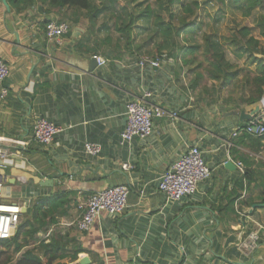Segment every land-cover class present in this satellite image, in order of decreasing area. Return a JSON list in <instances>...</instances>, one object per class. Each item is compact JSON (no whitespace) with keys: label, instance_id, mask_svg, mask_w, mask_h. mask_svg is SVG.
I'll return each instance as SVG.
<instances>
[{"label":"crops","instance_id":"crops-1","mask_svg":"<svg viewBox=\"0 0 264 264\" xmlns=\"http://www.w3.org/2000/svg\"><path fill=\"white\" fill-rule=\"evenodd\" d=\"M4 1L8 9L0 0V59L9 71L0 85L7 90L5 95L0 90V136L14 143L0 156L6 166L0 171L3 192L9 201L27 203L22 213H28L37 198L62 197L57 210L50 212L47 233H38L39 238L60 237L66 254L60 262L76 264L86 257L84 264H264V232L251 252L239 245L257 225L264 227V148L251 145L254 136L247 133L232 136L249 120L241 112L249 115L258 106L255 116L261 99L248 105L239 95L222 97L224 89L218 95L213 80H208L209 88L202 81L192 87L195 75L182 63L176 68L174 58L153 72L136 62L146 53L102 52L106 56L99 50L108 63L89 70L92 48L88 41L79 46L87 34L79 36L75 26L82 17L72 21L73 11H58L39 1ZM189 1L194 0H175L174 13ZM196 1L200 7L209 2ZM199 9L193 20L186 19L192 23L181 32L184 37L194 19L201 22ZM62 13L69 16V32L61 44L49 42L44 24L57 21ZM232 61L250 75L258 71L255 63L249 67L248 62ZM240 75L237 84L243 83ZM144 90L154 91L149 100L175 110L177 117L153 118L145 141L121 142L127 103L139 100ZM38 115L62 128L47 148L32 138ZM15 140L27 143L21 147ZM86 143L98 145L100 151L86 152ZM192 144H199L210 176L193 196L167 203L157 188L158 178ZM227 161L235 167H226ZM122 163L132 167L124 170ZM245 170L251 172L250 183L245 182ZM117 184L129 187L126 208L115 216L103 212L87 231H79L77 205ZM16 244L23 245L19 251ZM29 250L42 258L34 240H1L0 264H16Z\"/></svg>","mask_w":264,"mask_h":264},{"label":"trees","instance_id":"trees-1","mask_svg":"<svg viewBox=\"0 0 264 264\" xmlns=\"http://www.w3.org/2000/svg\"><path fill=\"white\" fill-rule=\"evenodd\" d=\"M33 1L47 4L52 9L58 11L60 9L73 11V15L70 18L72 21H77L81 17H87L90 25L95 26L99 20H103L100 28L104 30L106 35L102 42L109 44L112 40L116 41V44L110 47L111 49L107 50L109 54L122 56L124 51H129L136 56L145 53L147 56L151 57L163 56L166 61L168 58H174L176 68H179L182 63L191 77L195 75L192 87L201 83L205 73L208 80H213L214 83H211L212 89L217 91L218 95L223 89L229 86L238 87L239 85L242 94L241 100L248 105L258 103L264 94V60L255 56V53L264 55V45L258 48L260 40L251 33L250 27H240L237 32L233 33L231 36V44L237 46L234 52L235 59L245 57V60H249V64L255 63L259 66L257 69L258 71L252 75H250L249 71L245 72V69L238 67V64H235L226 57L223 43H221L216 36L203 33V41L200 43L191 42L193 39L190 36L180 37L181 32L192 23L186 19L195 15L196 11L200 8L196 0L187 3H184V1L181 3L179 6L180 13L178 15L173 11L175 0H167L168 6L163 9L161 7H158V9L150 8L148 5L140 12V17L144 19L143 27L140 30L147 31L149 34L152 32L157 37V43L155 44L154 42L156 50L153 52L155 54L151 53L149 44L135 42L133 25L136 23V18L128 14V6L125 7L122 12H117L115 7L117 3L116 0H109V5H105V0H19L18 2L27 5L33 3ZM138 1L139 0H129L128 4H135L136 7H139L142 5V2ZM220 1L223 2V0ZM228 2L231 7H237L239 3L241 6L245 5L247 10L243 11V13L247 15L256 6L263 4L264 0H228ZM158 6H160V4H158ZM162 12L166 13V19L162 16ZM110 16H112V18H110ZM68 17L69 16L65 13H62L61 18L57 21L65 22ZM110 24H112V26H110ZM111 27L114 28L115 33H118L115 38L109 34ZM253 27L258 28L259 35L264 39L263 14H259L255 18ZM100 28H97L96 32L100 31ZM92 31L93 30L90 29V35L80 40V47L85 45L83 41L89 42L90 37L96 36L97 33L95 34V32ZM146 38L150 39L152 37H143L142 40ZM122 41H124V46L119 44ZM90 48H92V55H98L96 53L99 51L98 48ZM102 52L104 51H101V53ZM198 52L202 57L201 60L195 58ZM106 53L102 54L108 56ZM241 73H243V83L236 84ZM263 142L264 136L249 138V143H251V145H257L256 147L260 149L264 148ZM251 178V172L245 170V182L250 183ZM62 200V197L54 201H51L50 198H37L31 206L30 211L21 214L19 223L11 232L8 239H10L12 243H15L18 239L34 240L38 248L42 251V258H39L32 250H29L23 253L16 264H68L60 262L61 259L66 257V254L63 252L64 244H62L59 236H50V234H46L44 238L38 237V233L40 232L47 233L48 230L46 225H48V219L51 217L50 212L57 210V206L62 203ZM25 227L29 228L28 232L24 230ZM22 246L23 245L16 244L14 249L19 251ZM74 257L75 255L71 256L70 260Z\"/></svg>","mask_w":264,"mask_h":264},{"label":"built area","instance_id":"built-area-1","mask_svg":"<svg viewBox=\"0 0 264 264\" xmlns=\"http://www.w3.org/2000/svg\"><path fill=\"white\" fill-rule=\"evenodd\" d=\"M46 38L49 42L61 44L64 36L69 32L67 22L48 20L44 24ZM96 60V66L104 67L108 60L100 55H92ZM140 66H148L153 72L159 71L165 58L141 56L136 59ZM8 66L0 59V85L8 76ZM1 94L5 95L7 90L1 87ZM154 91L144 90L139 100L130 101L126 106V121L120 133L121 142L131 141L138 138L145 141L152 130L153 118L166 116L168 119H175L177 112L166 111L161 106L151 102ZM61 127L55 125L43 116H36L32 124V138L38 146L48 147L54 141L55 135L61 131ZM244 132L252 136H264V98L260 100V110L251 117L244 126L237 128L232 133L236 136L237 132ZM15 140V143L23 147L27 142ZM9 143H14L11 138L0 136V156L7 154ZM86 152L97 154L100 151L98 145L86 143ZM203 152L199 144L190 145L178 158L172 161L166 170L159 176L157 188L164 195L167 203L177 202L184 198L193 196L198 184L210 176V168L205 163ZM240 165V163H238ZM5 164L0 162V171L5 168ZM132 165L122 163L121 168L127 170ZM3 180L0 176V239H8L11 232L16 228L22 214V204L6 199L3 192ZM129 187L125 184L107 185L90 195L87 199L77 205L81 210V215L76 221L79 231H87L92 223L103 212L115 216L122 212L127 206ZM264 232V227L257 225V228L249 232L240 242V247L252 251L257 246L260 236ZM130 264H136L132 262Z\"/></svg>","mask_w":264,"mask_h":264},{"label":"rangeland","instance_id":"rangeland-1","mask_svg":"<svg viewBox=\"0 0 264 264\" xmlns=\"http://www.w3.org/2000/svg\"><path fill=\"white\" fill-rule=\"evenodd\" d=\"M116 1L117 3L115 7H116L117 12H122L123 9L129 3V0H116ZM138 2H142V5H140L139 7H136L135 4H130L128 6V14L136 18V23H134L133 25V32H134L133 34H135L134 40L135 42H141L142 44L144 43L149 44L151 47V50H150L151 53L155 54L153 52L156 50V47L154 46V42L155 44L157 43V37L152 32L149 34L147 31L140 30L143 27V21H144V19L140 17V12L144 10L145 7L148 5L150 6V8L158 9V7H161L163 9L168 6V2L167 0H139ZM158 4H160V6H158ZM105 5H109V0H105ZM245 10H247V7L245 5L241 6L240 3L237 5V7H231L228 0H223V2H221L220 0H209V2L205 3L199 9L201 22H198V20L194 19V25L187 30L186 36H190L193 39L191 42H198V43L203 41L202 39L203 33H208L211 36H216L219 39V41L223 43V49H224L226 57L234 61L242 60L244 63L243 65H245V63H247L249 60L248 61L245 60L244 57L241 59H238V58L235 59V57L232 54V52L233 53L235 52L237 46H234L233 44H231V36L233 33L237 32L240 27L248 26L251 28L250 29L251 33L258 40H260V44L258 48L263 46L264 39L259 35L258 28H254L253 26H254L255 18L259 14L264 15V3L256 6L247 15H244L243 13V11ZM161 14L165 19L167 18V15L165 12H162ZM110 18H112V16H110ZM193 18L194 17H191L189 18V20L191 19L193 20ZM197 18H199L198 15H197ZM102 21L103 20H99L95 26H92L90 25L87 17H82L81 20L75 26L77 28L76 32L77 34H79V36L80 35L84 36L86 34L90 35V32H89L90 29H92L93 30L92 32H95V34L97 33L96 36L89 38L88 48L96 47L100 51L107 52L108 49H111L110 47L116 44V41L112 40V42L109 44L102 42L106 35L104 30L100 28ZM110 26H112V24H110ZM97 28H100V31L96 32ZM109 34L113 38H115L118 35V33H115V30L113 27H111ZM148 36L152 38L150 39L146 38L142 40L143 37H148ZM119 44L124 45V41L120 42ZM195 58L197 60H201L202 57L200 53H196ZM249 67H254V65L251 64ZM242 75L243 73H241L240 76ZM206 76L207 75L203 77L202 83H205V87L209 88L210 83H208L209 81ZM237 88L233 86H229L221 92V96L222 97L231 96V97L237 98L239 95V97H241L242 94H241L240 86L238 85Z\"/></svg>","mask_w":264,"mask_h":264},{"label":"water","instance_id":"water-1","mask_svg":"<svg viewBox=\"0 0 264 264\" xmlns=\"http://www.w3.org/2000/svg\"><path fill=\"white\" fill-rule=\"evenodd\" d=\"M3 1V3H4V5L6 6V8L8 9V5L6 4V2L4 1V0H2ZM255 56H257V57H259V58H262L263 60H264V55H262V54H256L255 53ZM90 66H89V70H92V68L96 65V60H95V58L94 57H91V59H90ZM258 110V106L257 107H255V110L253 111V112H251V114H244V112H241V116L242 117H244V118H246V119H250L251 118V116L256 112ZM225 166L226 167H228V168H230V169H233L235 166H234V164L232 163V162H230V161H227L226 163H225ZM26 207H27V203L26 204H24V206H22V208H21V212H24L25 211V209H26ZM88 260H87V258L86 257H84V258H81L80 260H78V262L76 263V264H84L85 262H87Z\"/></svg>","mask_w":264,"mask_h":264}]
</instances>
